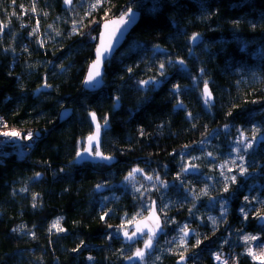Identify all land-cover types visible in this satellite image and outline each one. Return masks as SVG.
I'll use <instances>...</instances> for the list:
<instances>
[{
  "label": "trees",
  "instance_id": "16d2710c",
  "mask_svg": "<svg viewBox=\"0 0 264 264\" xmlns=\"http://www.w3.org/2000/svg\"><path fill=\"white\" fill-rule=\"evenodd\" d=\"M96 2L0 0V133H21L0 135L15 147L0 151V264H173L181 254L218 264L213 254L245 249L244 235L264 240V0ZM129 8L139 19L104 64L102 87L84 90L100 23ZM92 112L113 164L77 163ZM153 202L165 232L130 262L142 241L118 236ZM185 225L194 234L181 246ZM237 264L256 262L242 250Z\"/></svg>",
  "mask_w": 264,
  "mask_h": 264
},
{
  "label": "snow or ice",
  "instance_id": "6c2138e0",
  "mask_svg": "<svg viewBox=\"0 0 264 264\" xmlns=\"http://www.w3.org/2000/svg\"><path fill=\"white\" fill-rule=\"evenodd\" d=\"M15 2V0H13V3ZM64 3L66 5H71L72 0H64ZM102 3V0H97L96 4H93L92 7L93 9L97 8L100 4ZM33 11H35V7H33L32 9ZM135 19V13L132 12L131 8H129L126 12H124L118 19L115 20H107L103 27L105 29V31L101 34L100 36V46L96 49V59L95 61H93V63L90 65L89 68V72L87 75V78L85 80V85L88 87H97L100 83V81L97 79L98 77L101 76V63L102 60L106 58V54H110L112 49H113V42L114 41H118V36L117 33L122 31L121 26L127 25L130 21ZM3 25H0V31H2L3 29ZM75 30V29H74ZM190 40L193 43H199L200 41V37L199 34H193L192 37L190 38ZM155 51L159 52L161 51L160 49H156ZM169 63H171V61H169ZM178 63L180 65H184V61L180 60L178 61ZM165 67V65L162 63L160 65V68L163 69ZM201 71L203 72V69H201ZM95 82V83H94ZM154 82L152 80H145V81H141L140 84L141 85H149V84H153ZM44 88H48L50 87V85L45 84L43 86ZM179 85L175 86V90L178 94L179 92ZM203 96H204V101L205 104H208L211 99H212V93L209 89L208 86V82L204 81V87H203ZM117 102H118V98H117ZM178 107L182 108L183 104L182 102L178 101L177 102ZM90 118L93 122H95V132L87 137L88 140V147L83 149V152H77V163L80 162L81 159H84V153H87L88 156H94L99 158L101 161H110L112 159L111 156H105L101 151H100V147H99V135H100V131H101V124L97 121V116L96 113L92 112L89 113ZM189 116H191V114L189 113ZM107 118L104 119V125L107 126ZM0 126L3 127H7L6 123L3 122V118L0 117ZM0 135H3L4 137H12V138H20L21 137V133L19 131H15V130H9V131H5L3 133H0ZM26 139L31 140L33 138V134L32 133H27L25 136ZM246 138H242L240 141H238V144L243 145L245 147V149L247 148H251L252 144L251 143H244V140ZM253 139H255V137H253ZM95 141V148L93 149V142ZM237 151H239V148H237ZM209 155H211V153H209ZM240 159H243V156H240ZM234 162V161H233ZM195 165L191 164L189 165L188 168L184 169V172H189L190 169H195ZM141 169H133L132 172H130L128 174V176L126 177V179H133L135 176V173L137 172H141ZM246 171L245 168H243V166H240V173L243 174ZM37 177H39V173L36 174ZM148 179H152V177H148ZM232 181H235V176H233ZM98 188L101 186H97ZM228 189L225 188V191H227ZM248 198L245 197V200H247ZM35 206V205H34ZM241 211L243 212L244 209L242 208ZM258 217L261 220H264V217H261L259 213H257ZM107 216V213H105L104 215H102L100 217L101 220H104L105 217ZM154 216V213H153ZM245 218H247V214H245ZM213 223H215V221L213 220ZM53 227L57 230V231H64L63 228L59 227V221H57ZM157 227H159L158 223H157ZM51 231V229H50ZM182 235L180 236V242H181V246H186L187 244V238L190 236V230L188 229L187 225H185L183 228L180 229ZM141 232V229L139 228V226H137V230L136 232H133L131 235L127 232L124 231L123 235L125 236V238L131 240L134 236L137 235V233ZM155 232L152 231L151 229L149 230V234L147 239L144 241V249H136V251L133 253V255L128 256L127 259L129 260H133L134 258L136 259H140L142 260L145 256V249H151L152 248V241L153 238L155 236ZM34 235V234H33ZM109 239H111V235H109L108 237ZM260 238L258 236H252V235H244L243 236V240L245 242L246 245L249 244L250 241H257ZM83 243V242H82ZM201 243V241L199 239L196 240V244L199 245ZM261 248H264V242L261 243L260 245ZM78 250V249H75ZM247 254L249 256L252 257L253 260H259L260 264H264V252H261L259 254H257L256 252L253 251V249L249 246L248 250H247ZM89 260H92V257H88ZM215 259L217 261H220L221 264H228V259L223 257L222 253H218L215 256ZM181 261L185 260V257L181 254L180 257Z\"/></svg>",
  "mask_w": 264,
  "mask_h": 264
},
{
  "label": "water",
  "instance_id": "95a60500",
  "mask_svg": "<svg viewBox=\"0 0 264 264\" xmlns=\"http://www.w3.org/2000/svg\"><path fill=\"white\" fill-rule=\"evenodd\" d=\"M133 13H135V19L130 21L127 25L121 26L122 31L117 33L118 36V41H114L113 44V49L111 51L110 54H106V58L102 60L101 63V76L98 77L97 79L100 81L99 85L97 87H88L85 85V80L87 78L88 72H89V68L90 65L93 63V61H95L96 59V49L100 46V36L101 34L105 31L103 25L107 20H115L118 19L123 13L117 15V16H113V17H109L107 19H104L100 25H99V29H98V34H97V39H96V44L95 47L93 49L92 52V59L89 62V64L87 65L84 77H83V81H82V88L88 92H95L97 90H99L102 85H103V73H104V64L109 61L112 56L116 53V51L123 45L127 35L130 33V31L132 30V28L135 26V24L137 23L138 19H139V12L131 9ZM126 12V11H125ZM195 44V43H194ZM95 83V82H94ZM202 97L204 99L203 96V88H202ZM210 105L213 104V95H212V99L211 101L208 103ZM178 107V106H177ZM70 115V110L69 109H63L60 111L59 113V120L63 121L65 119H67ZM98 121V120H97ZM95 132V122L92 121V132L88 135H92ZM87 136V137H88ZM101 136H102V131H100V135H99V147L101 144ZM88 147V140L87 138L84 140L83 145L81 147V149L79 150V152H83V149ZM95 148V141L93 142V149ZM101 151V149H100ZM105 155V154H104ZM108 156V155H105ZM84 159H81L79 163H93V164H113L115 162V158L112 157V159L110 161H101L99 158L94 157V156H88L87 153H84ZM76 158H77V154H76ZM154 213V216H153ZM261 217H264V213L260 214ZM157 223L159 225V227H157ZM256 224L259 226H262L264 228V220H261L259 217L256 219ZM137 226H139V228L141 229V232L137 233L136 236H134L131 240L125 238V236L123 235L124 231H127L130 235L133 232H136L137 230ZM154 231L155 234V238H158L162 232H163V222H162V218L161 215L159 213V211L157 210V206L156 203H151L149 209L147 210L146 214L140 218H138L137 220L133 221L131 224H129L120 234H119V239L120 242L123 245H134L136 242L139 241V239H141L142 237H148L149 234V230ZM190 230V236H192L194 234V229H189ZM189 236V237H190ZM184 256V255H183ZM181 257V256H180ZM180 257H178L173 264H186L187 263V257H185L184 261L180 260Z\"/></svg>",
  "mask_w": 264,
  "mask_h": 264
},
{
  "label": "rangeland",
  "instance_id": "374dc122",
  "mask_svg": "<svg viewBox=\"0 0 264 264\" xmlns=\"http://www.w3.org/2000/svg\"><path fill=\"white\" fill-rule=\"evenodd\" d=\"M26 136V135H25ZM25 136H24V140L26 139L25 138ZM29 140V139H28ZM244 143L246 144V140H244ZM22 153V152H21ZM226 166H230V163H228V164H226ZM219 167L221 168V164L219 165ZM158 211H159V213L161 214L162 212H161V208L160 209H158ZM164 228H165V226L163 225V232H165L164 231ZM178 237H177V242H179V243H181L180 242V236L182 235V233H181V231H179L178 232ZM170 237V234H168V236L166 235V238H169ZM147 239V237L146 238H144L143 240H142V242L140 243L141 245L140 246H138L137 248H135L134 249V251H133V253L136 251V249H144V241ZM189 241V237L187 238V242ZM262 242H264V240H262V241H259V240H257V241H250L249 242V244L248 245H245L244 247H245V249H237V250H227V251H222V252H220V251H218V252H216V253H214L213 254V260H214V262L215 263H218V264H221V262L220 261H217L216 259H215V256H216V254H218V253H222L223 254V257L224 258H226V259H228V264H237V258L241 255V252H242V250L244 251V252H246V254H247V250H248V247L250 246L252 249H253V251L254 252H256L257 254H259V253H261V252H264V248H261L260 247V245H261V243ZM156 243H155V238H153V241H152V248L151 249H145V255L147 254V253H149L152 249H153V247H154V245H155ZM240 245V246H242V245H244L245 244V242H244V240H243V238H240L238 241H237V245ZM238 245V246H239ZM181 255H179V257H180ZM251 257V256H250ZM251 260H253L252 259V257H251ZM130 262H132V261H142V260H140V259H136V258H134L133 260H129ZM255 262H256V264H260V261L259 260H254ZM187 264V263H186Z\"/></svg>",
  "mask_w": 264,
  "mask_h": 264
},
{
  "label": "built area",
  "instance_id": "2783aa9c",
  "mask_svg": "<svg viewBox=\"0 0 264 264\" xmlns=\"http://www.w3.org/2000/svg\"><path fill=\"white\" fill-rule=\"evenodd\" d=\"M13 150H15L14 146H4V145L0 146V151L2 152L13 151Z\"/></svg>",
  "mask_w": 264,
  "mask_h": 264
},
{
  "label": "flooded vegetation",
  "instance_id": "af4514ba",
  "mask_svg": "<svg viewBox=\"0 0 264 264\" xmlns=\"http://www.w3.org/2000/svg\"><path fill=\"white\" fill-rule=\"evenodd\" d=\"M143 239H141L140 241H142Z\"/></svg>",
  "mask_w": 264,
  "mask_h": 264
}]
</instances>
